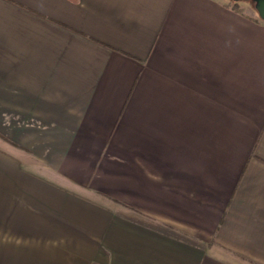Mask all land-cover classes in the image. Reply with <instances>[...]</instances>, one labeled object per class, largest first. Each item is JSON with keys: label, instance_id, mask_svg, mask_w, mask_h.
Masks as SVG:
<instances>
[{"label": "crops", "instance_id": "0c3cea01", "mask_svg": "<svg viewBox=\"0 0 264 264\" xmlns=\"http://www.w3.org/2000/svg\"><path fill=\"white\" fill-rule=\"evenodd\" d=\"M241 1L0 0V264H264Z\"/></svg>", "mask_w": 264, "mask_h": 264}, {"label": "rangeland", "instance_id": "374dc122", "mask_svg": "<svg viewBox=\"0 0 264 264\" xmlns=\"http://www.w3.org/2000/svg\"><path fill=\"white\" fill-rule=\"evenodd\" d=\"M239 5L244 9V11H249L250 8L255 9V2L253 0L241 1ZM0 134H1V136H3L8 141H10V142L13 141L10 138L6 137L4 134H2V133H0Z\"/></svg>", "mask_w": 264, "mask_h": 264}, {"label": "water", "instance_id": "95a60500", "mask_svg": "<svg viewBox=\"0 0 264 264\" xmlns=\"http://www.w3.org/2000/svg\"><path fill=\"white\" fill-rule=\"evenodd\" d=\"M238 1V0H236ZM255 2V9L259 17L264 20V0H253Z\"/></svg>", "mask_w": 264, "mask_h": 264}]
</instances>
